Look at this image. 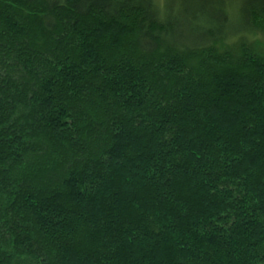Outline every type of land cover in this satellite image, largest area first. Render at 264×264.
<instances>
[{
    "label": "trees",
    "instance_id": "trees-1",
    "mask_svg": "<svg viewBox=\"0 0 264 264\" xmlns=\"http://www.w3.org/2000/svg\"><path fill=\"white\" fill-rule=\"evenodd\" d=\"M0 264H264V0H0Z\"/></svg>",
    "mask_w": 264,
    "mask_h": 264
}]
</instances>
